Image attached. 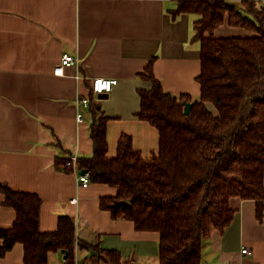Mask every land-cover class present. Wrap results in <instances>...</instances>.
<instances>
[{
  "label": "crops",
  "instance_id": "crops-1",
  "mask_svg": "<svg viewBox=\"0 0 264 264\" xmlns=\"http://www.w3.org/2000/svg\"><path fill=\"white\" fill-rule=\"evenodd\" d=\"M177 7L176 0H0V183L42 199L43 232L55 231L68 215L78 239L117 251L131 264H160L159 233L138 231L134 222L101 207L102 198L115 196L117 189L80 186L76 168L66 171L59 162L93 155L96 107L109 118V157L116 156L124 134L144 159L158 153V129L137 115L139 91L152 87L140 74L155 59L154 75L167 92L193 100L201 94V43L193 40L197 18L184 14L174 20ZM231 28L240 27L225 23L214 35ZM65 55L76 62L64 77L56 76ZM100 78L118 84L96 95L92 83ZM84 98L89 105L82 111ZM80 110L83 122L77 121ZM4 200L0 192V229L16 219ZM231 207L232 223L205 242L202 264H264V218L257 216V201L233 198ZM24 254L19 243L0 256V264H24ZM48 264H67L65 254L52 253ZM73 264L112 263L94 262L89 250L77 248Z\"/></svg>",
  "mask_w": 264,
  "mask_h": 264
},
{
  "label": "trees",
  "instance_id": "trees-1",
  "mask_svg": "<svg viewBox=\"0 0 264 264\" xmlns=\"http://www.w3.org/2000/svg\"><path fill=\"white\" fill-rule=\"evenodd\" d=\"M176 2L174 20L197 16L193 40L201 43L199 99L167 92L154 75L153 59L140 74L152 87L139 91L137 115L158 129V153L144 159L132 137L124 134L116 156L109 157V118L96 107L93 155L79 159L78 168L89 174L91 183L117 189L115 196L101 200L114 218L134 222L138 231L160 234V264H202L205 242L234 219L233 198L257 201V216L264 218V2ZM225 23L258 35L215 37ZM184 102L192 103L189 116ZM0 192L4 205L16 212L13 226L0 229L1 257L20 243L24 264H48L50 255L61 251L67 264H73L77 248L89 250L94 262L107 258L112 264H131L117 251L78 239L76 223L68 215L60 218L55 231L43 232V201L37 194L2 183ZM116 201H127L131 208L115 211Z\"/></svg>",
  "mask_w": 264,
  "mask_h": 264
},
{
  "label": "built area",
  "instance_id": "built-area-1",
  "mask_svg": "<svg viewBox=\"0 0 264 264\" xmlns=\"http://www.w3.org/2000/svg\"><path fill=\"white\" fill-rule=\"evenodd\" d=\"M256 1H262L264 2V0H256ZM75 58L73 56L70 55H65L62 58L61 63L59 64V66L55 69L54 74L56 76H60V77H64L65 76V69L66 67H69L73 64H75ZM118 84L117 80H107V79H95L92 83L93 85V93L94 94H102V93H110L114 86ZM89 105V99L84 98L81 99L79 101V106L80 108H82L81 110L83 111V107H87ZM80 110V112L77 115V121L78 122H83L85 120V114L84 112H82ZM78 163H79V158L77 155H73L70 156V158L67 160L66 162V166L67 167H71L73 169H75V173H77V179H78V183L80 186L83 187H88L90 185V176L88 173L82 174L80 173V171L78 170ZM72 204H77L78 203V199L77 198H73L71 200ZM243 253L245 254H249L251 255L252 253L248 250L245 249L243 251Z\"/></svg>",
  "mask_w": 264,
  "mask_h": 264
},
{
  "label": "water",
  "instance_id": "water-1",
  "mask_svg": "<svg viewBox=\"0 0 264 264\" xmlns=\"http://www.w3.org/2000/svg\"><path fill=\"white\" fill-rule=\"evenodd\" d=\"M185 106V110L184 113L186 116H189L191 114L192 111V103L189 102H184L183 103ZM85 173V171H83V174ZM113 209L115 211H119V210H126V209H130L131 208V204L127 201H116L113 205H112ZM65 252V251H64Z\"/></svg>",
  "mask_w": 264,
  "mask_h": 264
},
{
  "label": "rangeland",
  "instance_id": "rangeland-1",
  "mask_svg": "<svg viewBox=\"0 0 264 264\" xmlns=\"http://www.w3.org/2000/svg\"><path fill=\"white\" fill-rule=\"evenodd\" d=\"M195 17L197 18V16H195ZM228 29H230V28H228ZM231 30L233 32L227 33V35H224V36H219L218 35L219 38H221V37H252V36H257L258 35V33L249 31V30L244 29V28H231ZM209 106H210V108L215 109V108H213L212 105H209Z\"/></svg>",
  "mask_w": 264,
  "mask_h": 264
},
{
  "label": "bare ground",
  "instance_id": "bare-ground-1",
  "mask_svg": "<svg viewBox=\"0 0 264 264\" xmlns=\"http://www.w3.org/2000/svg\"><path fill=\"white\" fill-rule=\"evenodd\" d=\"M65 166H66V164H65ZM78 170H79V169H78ZM79 171H80V170H79ZM80 173L83 174V172H80ZM84 174H85V173H84ZM90 183H91V181H90ZM244 250H245V249H244ZM244 250H243V251H244ZM248 250H249V249H248ZM243 251H242V252H243ZM249 251H250V250H249ZM62 252H63L64 254H66L64 251H62ZM250 252L252 253V251H250ZM243 254H245V253H243ZM246 255H249V254H246ZM251 255H252V254H251Z\"/></svg>",
  "mask_w": 264,
  "mask_h": 264
}]
</instances>
